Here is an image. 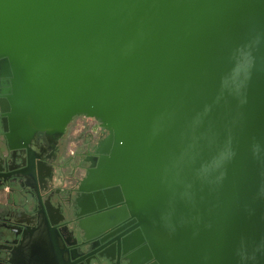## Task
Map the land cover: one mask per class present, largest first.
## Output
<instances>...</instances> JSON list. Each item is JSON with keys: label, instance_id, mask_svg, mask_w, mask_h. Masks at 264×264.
<instances>
[{"label": "water", "instance_id": "95a60500", "mask_svg": "<svg viewBox=\"0 0 264 264\" xmlns=\"http://www.w3.org/2000/svg\"><path fill=\"white\" fill-rule=\"evenodd\" d=\"M0 80L29 163L99 120L80 190L124 203L138 264H264V0H0Z\"/></svg>", "mask_w": 264, "mask_h": 264}, {"label": "flooded vegetation", "instance_id": "af4514ba", "mask_svg": "<svg viewBox=\"0 0 264 264\" xmlns=\"http://www.w3.org/2000/svg\"><path fill=\"white\" fill-rule=\"evenodd\" d=\"M7 120L0 113V264H138L137 252L131 250L137 226L123 214L124 203L99 200L90 206L89 200L106 188L80 190L97 166L98 144L107 136L99 120L73 116L54 145L36 143L30 163L22 150L10 147L3 131ZM38 198L42 205L47 201L48 215ZM102 218L107 219L96 224Z\"/></svg>", "mask_w": 264, "mask_h": 264}]
</instances>
